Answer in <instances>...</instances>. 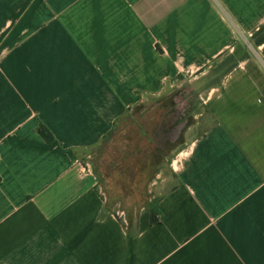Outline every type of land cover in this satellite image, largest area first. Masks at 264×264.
<instances>
[{"label":"crops","instance_id":"crops-1","mask_svg":"<svg viewBox=\"0 0 264 264\" xmlns=\"http://www.w3.org/2000/svg\"><path fill=\"white\" fill-rule=\"evenodd\" d=\"M181 79L209 122L128 231L79 155ZM0 264H264V0H0Z\"/></svg>","mask_w":264,"mask_h":264},{"label":"rangeland","instance_id":"rangeland-1","mask_svg":"<svg viewBox=\"0 0 264 264\" xmlns=\"http://www.w3.org/2000/svg\"><path fill=\"white\" fill-rule=\"evenodd\" d=\"M209 122L184 80L130 108L98 144L82 152L104 210L132 231L140 213L176 183L172 159Z\"/></svg>","mask_w":264,"mask_h":264},{"label":"trees","instance_id":"trees-1","mask_svg":"<svg viewBox=\"0 0 264 264\" xmlns=\"http://www.w3.org/2000/svg\"><path fill=\"white\" fill-rule=\"evenodd\" d=\"M37 132L38 134L46 141V143L51 146V147H54L56 146V141L55 139L53 138L52 134L46 129V127H44L42 124L38 125L37 127ZM149 213H150V222L151 223H154L156 222V216H157V213L152 210L151 208L149 209ZM103 215V213H102Z\"/></svg>","mask_w":264,"mask_h":264}]
</instances>
